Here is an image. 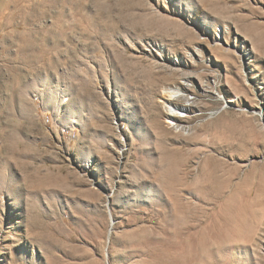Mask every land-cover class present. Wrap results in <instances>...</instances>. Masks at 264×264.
<instances>
[{
	"label": "rangeland",
	"instance_id": "1",
	"mask_svg": "<svg viewBox=\"0 0 264 264\" xmlns=\"http://www.w3.org/2000/svg\"><path fill=\"white\" fill-rule=\"evenodd\" d=\"M254 200L264 0H0V264H264V231L211 239Z\"/></svg>",
	"mask_w": 264,
	"mask_h": 264
},
{
	"label": "bare ground",
	"instance_id": "2",
	"mask_svg": "<svg viewBox=\"0 0 264 264\" xmlns=\"http://www.w3.org/2000/svg\"><path fill=\"white\" fill-rule=\"evenodd\" d=\"M161 91H162V94H161L162 102L164 103L163 105L165 106V109H166L164 112L165 114L164 118H165V122L167 123V125H171V124L176 125L177 122L183 121L184 117H189V115H191L192 112H194V105H192L191 103L183 102L184 98L182 97V94L186 91V86L183 83H176V85L174 86H163ZM190 118L193 119L194 117L190 116ZM212 175L214 176V178L220 177V174H217L215 171L212 172ZM216 193L218 194V189L216 190ZM250 193H252V191H250ZM231 197L232 199L234 198L235 200V197L233 196ZM229 200H227L226 202L231 203ZM262 202H263L262 207L256 204V200H254L253 202L252 201L242 202L241 204L237 205L238 207H235L236 204L232 206L234 203L232 202L231 206L235 207V209H233L232 207L230 208V206L227 208L226 207L227 205H226L224 207V212H223L224 214H222V222H221L222 224H219L217 222L218 225L216 228H214L215 230L213 232L214 234H212L213 235L212 238L209 236V234H206L202 238L199 237L200 239H198V241L195 242L196 244L191 249V251H194V254H196L195 250L198 251L197 253H199V256L197 257L196 255L193 254L191 258L196 261L199 260L200 257L204 255V253H206L207 244L209 245L208 240H211V239L213 240L214 238L218 239V240L216 239L215 240L219 241L221 245L229 244L231 246L233 245L237 246V245H243V244L244 245L245 244H255L254 242L257 236L262 234L261 232L264 231V227H263L264 200H262ZM237 210L241 211L240 215H238V213L240 212H238ZM176 223L179 224L177 226H178V230L181 233V235L184 233H187V231L190 229V226H189L190 224L183 225L182 218L177 219ZM186 236L188 237V234ZM185 238H184L185 241L183 240L185 248L189 249V246H191V243L189 240H186ZM212 240L211 242L214 241ZM177 242H178V239H177ZM208 247H210V245ZM185 254L189 256L188 252ZM178 256L177 258H179Z\"/></svg>",
	"mask_w": 264,
	"mask_h": 264
}]
</instances>
